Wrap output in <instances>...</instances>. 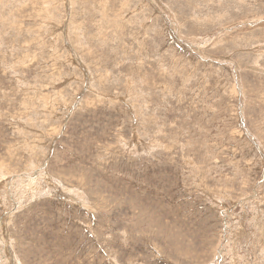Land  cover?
Here are the masks:
<instances>
[{"label":"rangeland","instance_id":"rangeland-1","mask_svg":"<svg viewBox=\"0 0 264 264\" xmlns=\"http://www.w3.org/2000/svg\"><path fill=\"white\" fill-rule=\"evenodd\" d=\"M0 264H264V0H0Z\"/></svg>","mask_w":264,"mask_h":264},{"label":"bare ground","instance_id":"bare-ground-1","mask_svg":"<svg viewBox=\"0 0 264 264\" xmlns=\"http://www.w3.org/2000/svg\"><path fill=\"white\" fill-rule=\"evenodd\" d=\"M80 192V191H79Z\"/></svg>","mask_w":264,"mask_h":264}]
</instances>
